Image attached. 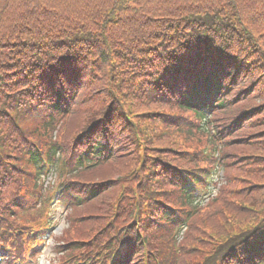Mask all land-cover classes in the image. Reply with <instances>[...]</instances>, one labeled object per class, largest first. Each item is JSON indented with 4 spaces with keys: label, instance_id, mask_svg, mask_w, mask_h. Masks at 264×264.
<instances>
[{
    "label": "trees",
    "instance_id": "trees-1",
    "mask_svg": "<svg viewBox=\"0 0 264 264\" xmlns=\"http://www.w3.org/2000/svg\"><path fill=\"white\" fill-rule=\"evenodd\" d=\"M212 85L216 111L222 110L218 113L227 120L250 112L238 131L244 134L257 127L264 138V0H0V188L20 147L29 140L44 143L49 131L55 130V118L69 103L72 110L62 136L64 149L58 144L53 149L67 155L71 142L87 130L98 137H93L96 155L105 152V133L110 137L113 133L116 146L109 140V161L100 166L111 168L106 174L98 173L97 167L80 171L74 179L84 183L119 180L110 178L123 165L118 159L130 160L126 164L136 160L131 169L138 165L139 149L146 145L148 160L141 166L143 180L136 178L133 198L151 203L154 195L159 197L156 201H167L160 198L166 179L156 177L157 173L166 171L167 164L181 163L180 152L190 143L184 148L178 142V133L183 132L169 124L175 116L159 107L198 115L202 86L209 90ZM77 90L79 96L72 102L71 94ZM222 93L238 96L239 102L226 108ZM211 100L207 95V103ZM88 102L97 107L91 105L82 112ZM78 112L91 113V119L79 122ZM196 131L210 136L208 127H203L185 133L186 137ZM124 138L130 145L125 151ZM155 141L162 145L156 146ZM244 145H236L242 151L231 155L254 162L255 146ZM259 147L264 148V143ZM256 165L240 171L247 178L264 180V172L257 174ZM115 183L111 182L112 189ZM124 183L129 186L130 180ZM259 185L264 188V183ZM249 189L242 188L234 198L227 188L213 199V206L192 225L194 231L185 242L192 249L187 241L200 233L205 236L202 249L191 251L181 262L207 255L214 264L263 259L264 194L257 198V188L252 187L247 195ZM109 190L93 194L94 203H103L99 206L103 215L87 208L86 212L93 209L100 216L76 228L74 236L79 240L96 234L102 237L118 196L116 190L105 201ZM133 198L126 202L129 209L136 203ZM81 213L82 209L74 212Z\"/></svg>",
    "mask_w": 264,
    "mask_h": 264
},
{
    "label": "rangeland",
    "instance_id": "rangeland-1",
    "mask_svg": "<svg viewBox=\"0 0 264 264\" xmlns=\"http://www.w3.org/2000/svg\"><path fill=\"white\" fill-rule=\"evenodd\" d=\"M88 93L86 94L87 96H88ZM259 102H261V100H259ZM91 105H93V107H97L96 104H91V102H88L86 105L82 106L81 111L84 112L86 109H91ZM159 108L163 109L164 111L172 112V114L183 115V113L178 111L177 109L176 110H172V109L167 108V107L166 108L165 107H159ZM90 112H91V110H90ZM90 117H91V113L83 115L82 113L78 112L77 120L79 122H82V121H86V119H91ZM86 123H88V122H86ZM256 128H255V130H252V129L245 130L244 134H239V136L237 138H238V141H240L242 143H246L244 146H248V145H252V144L255 146L254 151L252 153V158L254 159L253 161L255 162V164L258 162V165H256L257 174H258L259 173L258 170H260L261 172H264V157H263L264 154L261 152V151H264V148L263 147H259L262 144V142L264 143V138L259 134L260 130H262V129H256ZM154 129L156 130V127H154ZM158 133L159 132L157 130H156V133H154V134L158 135V136L155 135L156 138H160L161 137L160 134H158ZM171 134L169 135L170 137H171ZM178 134L181 135V138H180V140L178 142L182 143L183 147H184V144L190 143V147L188 149L196 147L198 145V143L201 142L200 139L203 138L199 134H196L193 137L191 135L186 137L185 133H178ZM125 135H126V132H125ZM167 138L168 137H166L164 139L166 140ZM124 140H125V144H127V146H125L123 148V151L129 150L130 149V145H128L129 142L128 141L126 142L125 138H124ZM155 144H156V146H161L162 145L161 143H159L157 141H155ZM136 149H137V147H136ZM136 151L138 152V149ZM234 151L237 154H240L241 151H242V147L238 146L237 148H234L233 150H231V153H233ZM159 152L161 154V151H159ZM140 153H145V154L149 153L147 151V149H146V145L145 146L143 145L139 149V154ZM152 153L153 154H157V153H155V151H153ZM129 156L130 155L127 154V155L124 156V158L125 159L129 158ZM118 157L122 158L121 155H118ZM145 157H147V155H145ZM242 158H246V157H242ZM146 159L148 160V158H146ZM125 161H130V160H124L123 158L121 160L118 159V163L119 164H123V165H121V167H119L118 171L115 172L110 178L119 179V182L115 183V184H117V186H114L113 189L111 188V190L108 191V194L106 195V198H103L105 201H108L109 199H112L113 198L112 197V193L115 192L116 190H118V196H117V199H118V197L120 196V194L123 191V189L127 187V185L124 183V180L127 179V178L130 180V183H129L130 187H135L136 186L138 181H137V179H135V176H136V173L138 172V168L140 166V162L138 163L137 166L132 167L130 169V167L133 164L136 163V160H134L131 164H126V163H124ZM110 169L111 168L107 167V166L100 167L99 171H97V172L98 173H101V172L105 173L106 171H108ZM224 175L225 176L226 175L230 176V178H232L233 181H234L233 177L242 178L243 181H241V183L237 184L238 187H250L251 186V187L257 188V193H256V197L257 198H261L262 195L264 194L263 186L259 185V184H263L264 180L260 179V180L257 181V177L256 176H250V177L247 178V176H245L243 174V172H238V171H236V169L227 170V171H225ZM233 186H235V185H233ZM233 186H231V188H233ZM223 187H226L225 183H223ZM165 190L169 191V190H171V188L167 187ZM114 202H116V200ZM102 204L103 203H100V205H98L95 202L93 205H91V208H93L95 212H98L99 214L103 215L102 213H100V212H102V209H101V207H99ZM93 209H91V211L86 212V213L88 215H90V214L91 215H95V212H93ZM132 220H133V216H131L129 219H127V221L125 223H122L121 226H123V225H125L127 223H130ZM66 227H67L66 222L62 221L60 228L57 229V232L61 233L60 231H62ZM160 233L161 232L159 230L158 234H160ZM64 239H65V236H63V237L58 236L54 240H50L48 246L45 248V250L41 254V257H40L41 258V262H40V264H59V262H61L62 260H64L67 257V255H63V256L57 255V247H58V245L60 243L63 242ZM78 239H80V238H78ZM86 239H88V237ZM204 241H205V236H203L202 234L198 233L197 235L193 236V241L189 240V241H187V244H190L191 246H194L193 247L194 250L198 251L201 248V244ZM52 242H53V244H52Z\"/></svg>",
    "mask_w": 264,
    "mask_h": 264
}]
</instances>
